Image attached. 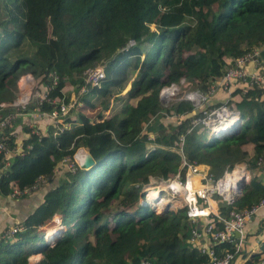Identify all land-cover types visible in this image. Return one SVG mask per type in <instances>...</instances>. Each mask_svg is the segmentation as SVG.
<instances>
[{
	"label": "trees",
	"instance_id": "trees-1",
	"mask_svg": "<svg viewBox=\"0 0 264 264\" xmlns=\"http://www.w3.org/2000/svg\"><path fill=\"white\" fill-rule=\"evenodd\" d=\"M263 45L264 0H214L211 6L205 0H0V104L11 100L20 73L46 79L51 71L58 80L48 96L66 102V81L78 88L82 72L105 60L99 86L81 94L82 112L70 111L63 119L67 128L57 134L48 125L38 139L23 141V154L13 156L1 173V197L40 175L45 183L37 190L49 187L23 229L0 237V264H27L31 253H40L37 264L205 262L187 242L183 209L147 211L137 205L141 193L133 183L152 174L172 176L181 156L208 164L214 178L246 163L251 179L233 202L219 203V219H212L216 228L230 208L264 198V183L256 177L257 158L264 168L263 90L244 85L243 93L235 92L225 104L242 124L215 138L203 137L204 126H189L199 112L187 99L189 90L205 92L237 56ZM180 79L188 86L183 97L160 103L159 90ZM48 106L31 102L27 109ZM92 109L99 113L92 116ZM179 136L181 154L175 151ZM79 147L93 165L62 170L60 160ZM54 214L69 225L48 244L36 229ZM227 246L213 247L219 253ZM260 250L244 264L264 260V239Z\"/></svg>",
	"mask_w": 264,
	"mask_h": 264
},
{
	"label": "built area",
	"instance_id": "built-area-1",
	"mask_svg": "<svg viewBox=\"0 0 264 264\" xmlns=\"http://www.w3.org/2000/svg\"><path fill=\"white\" fill-rule=\"evenodd\" d=\"M263 48L264 45L260 48H252L237 56L232 66L226 68L223 74L205 92H190L187 94V99L191 101L194 112H199L198 116H194L188 121L190 127L204 126L209 130L210 137H217L216 130L223 125L228 128L230 121L233 123L229 126L231 129L241 125L238 113L229 109L225 104L227 100L222 104L212 106L208 105V101L217 88L227 89L232 82H242L246 87L257 86L264 92V59L260 57V51ZM248 65L251 67L249 70L247 69ZM104 66L105 62L100 61L85 69L82 83L77 92H84L88 86H98L104 78ZM42 76L33 77L30 73H20L14 81L16 98L9 103L15 110L9 114H0V181L2 178L1 173L9 166L12 157L22 155L24 152L23 142L21 144L16 143L15 133V124L20 122L21 119L27 120L28 117L31 120V123L27 124L28 133L37 139L41 134L32 122L34 118H48L55 126L54 134L67 128V123L63 119L70 108L74 109L73 103L70 100L62 102L56 97H49L48 92L56 85L58 78L53 71L45 73L46 79H42ZM169 89L171 91L175 90L176 86L171 84L159 90V96L162 100L160 103L167 104L170 100L176 99L172 98L176 94V90L173 95L164 96L163 92ZM30 102L37 105L44 102L49 106L46 110L40 111L35 108L27 111L26 106ZM3 105L4 103H1L0 108ZM167 117L172 118V116ZM7 141H10V144ZM181 145L182 136H179L178 145L175 148L178 154H181ZM28 147V145L25 146V148ZM85 152L83 147L77 148L71 158L64 157L60 160V168L71 172L76 169V166L82 168ZM256 167L258 168L256 177L264 183V168L261 167L260 157L257 158ZM250 179L251 174L245 163L234 164L229 169L224 170L218 178H214L210 173L200 168V163L185 161L181 156L179 169L175 174L165 177L159 174L148 175L145 182L139 180L134 182L133 188L141 193L142 197L139 202L142 205H148L153 212L157 213L163 210L175 212L177 209H183L189 222L187 242L190 247L196 248L206 256V261L201 264H233L234 256L239 250L242 238L241 235L240 240L237 242L234 233L239 234L245 221L254 215L259 208L264 207V198L250 207L230 208L227 216L221 219L220 228H216L212 220L213 218L219 219L218 208L214 202L217 203L216 197H221V200L227 203L233 202L234 198L241 194L243 187ZM44 183L45 177L40 175L30 185L15 186L8 195L11 198H20L36 190ZM154 189L158 195L157 197L149 195ZM221 189L225 191L221 192ZM238 189H240L239 192ZM199 221L202 222L200 226H198ZM55 224L57 228L63 226L62 221L58 219ZM39 226L41 227V225ZM22 229L23 225L10 226L3 230L0 237H11ZM204 237L207 242H204ZM216 244H227L229 247L221 248L218 253L213 247ZM139 264L152 263L149 260L140 259ZM259 264H264V260H261Z\"/></svg>",
	"mask_w": 264,
	"mask_h": 264
},
{
	"label": "crops",
	"instance_id": "crops-1",
	"mask_svg": "<svg viewBox=\"0 0 264 264\" xmlns=\"http://www.w3.org/2000/svg\"><path fill=\"white\" fill-rule=\"evenodd\" d=\"M264 59V58H263ZM247 69H251L250 65L247 66ZM217 80V79H216ZM245 88L244 84L242 82H232L227 89H221L217 88L215 93L212 94L209 98L208 105H218L222 104L226 100L232 99V97L237 96L234 95L235 92H238L236 94H240L241 91H243ZM129 89V84L126 85L124 92H126ZM234 91V92H233ZM123 92V93H124ZM233 92V93H232ZM232 93V94H231ZM80 106V105H79ZM14 107L9 105V103L5 102L1 112H4V114H9L14 111ZM82 112V110H78V112ZM193 112V111H192ZM91 112L87 110L88 118L91 119ZM107 113V112H106ZM105 113V114H106ZM105 117V116H102ZM97 118V117H96ZM99 120V119H98ZM37 130L40 132V134L43 133V131L46 130L47 126L49 124L53 125L52 122L48 118H34L32 120ZM31 123V120L27 117L26 119H21L20 122L15 124V133H16V143L21 144L26 139L30 138V135L28 133V127L27 124ZM242 123V121H241ZM222 133L219 135L221 136ZM210 136V133L209 135ZM11 162V160H10ZM244 163V162H240ZM246 165V163H245ZM247 167V165H246ZM200 168L204 169L208 173H210V166L206 163H200ZM248 168V167H247ZM250 171V170H249ZM253 173V172H252ZM251 174V171H250ZM253 175V174H252ZM57 178V177H56ZM56 181V180H55ZM15 186H12V189ZM47 187L39 188L34 192H30L27 195H24L20 198H11L9 195L6 197L0 196V235L2 234L3 230H6V228L13 226V225H22V222L26 216L30 214V212L36 207V205L40 202L42 193L48 189ZM11 189V190H12ZM10 192V191H9ZM216 207L218 208V203L214 202ZM60 214H54L52 217L44 222L41 227L39 226L36 230L41 236L43 233V226H45L49 221L54 222L50 224L49 227L57 228L55 221L61 220ZM60 217V219H59ZM54 220V221H53ZM69 225V224H68ZM66 226V228L68 227ZM46 226V227H48ZM62 233V231L59 233V235ZM242 235L240 247L237 253L234 256L233 264H244L246 260L250 259V256L252 254H258L260 250V243L264 239V207L259 208L254 215H252L250 218H248L245 223L242 231L238 233H234L235 239H237V242L240 240V236ZM42 240L46 242L44 239V236L42 237ZM41 240V241H42ZM49 240V238H48ZM204 242H207V239L203 238ZM40 253H31L27 256V264H37L40 258Z\"/></svg>",
	"mask_w": 264,
	"mask_h": 264
},
{
	"label": "rangeland",
	"instance_id": "rangeland-1",
	"mask_svg": "<svg viewBox=\"0 0 264 264\" xmlns=\"http://www.w3.org/2000/svg\"><path fill=\"white\" fill-rule=\"evenodd\" d=\"M205 2L207 3V5H212V3L214 2V0H205ZM148 27H149V29L150 30H153V28H154V25L153 24H149L148 25ZM81 76L83 77V73L81 74ZM66 91H68L69 90V93H68V98H67V100H70V102H72L73 103V106H74V109L73 108H70V111H73V113H75V112H78V110H80V106H77V103L79 102H81V103H83V101L81 100L82 99V96H81V94L82 93H78L77 92V88L75 89V86H77V85H73V84H71V83H69L68 81H66ZM175 86H176V94L174 95V96H172V98H180V97H183V93H184V91L188 88V86H185V87H183L180 83H178V84H175ZM65 91V92H66ZM192 90H189V93L191 92ZM168 92V91H167ZM244 92V90L243 91H241V93H243ZM12 98H10L11 100H13V98L15 97V94L14 93H12V96H11ZM88 98V97H87ZM7 99H9V98H7ZM84 100L85 101H87V99L86 98H84ZM89 100V99H88ZM109 103V102H108ZM163 104V103H162ZM90 111V110H89ZM80 112V111H79ZM99 113V110L98 109H92V116H96L97 114ZM162 120H170V119H165V117H163V119ZM209 135V130L208 129H205L204 130V132H203V137H206V136H208ZM208 137H210V136H208ZM253 174V173H252ZM141 198V197H140ZM216 201H217V203L219 204L220 202H222L223 200H221V197H216ZM117 206V203H116V201L115 202H113L112 203V205H111V209H114L115 207ZM135 207L136 206H134L133 207V209H135ZM146 209H147V211H150V208L148 207V205H146ZM107 213V212H106ZM108 214V213H107ZM52 223H54V222H48L46 225L48 226H50V224H52ZM45 225V226H46ZM45 226H43V229H45ZM46 227V231L48 232L50 229H51V227ZM51 235V234H50ZM53 235H54V233H53Z\"/></svg>",
	"mask_w": 264,
	"mask_h": 264
},
{
	"label": "clouds",
	"instance_id": "clouds-1",
	"mask_svg": "<svg viewBox=\"0 0 264 264\" xmlns=\"http://www.w3.org/2000/svg\"><path fill=\"white\" fill-rule=\"evenodd\" d=\"M104 62H105V60H103ZM22 73H25V72H22ZM26 73H29V72H26ZM83 73V72H82ZM31 74V73H30ZM33 77H34V75H32ZM182 80V81H181ZM216 81V80H215ZM178 83H180L181 85L182 84H184V86L183 87H185L186 86V83L183 81V79H180V81L178 82ZM171 84H173V85H175L174 83H171ZM170 84V85H171ZM81 85V84H80ZM99 86V85H98ZM169 86V85H168ZM89 87V86H88ZM164 87V86H163ZM13 93L15 94V97L13 98V100L16 98V93H15V89H14V82H13ZM79 88V87H78ZM78 88H77V90H78ZM176 90V89H175ZM86 91V90H85ZM84 91V92H85ZM84 92H82V93H84ZM191 92H197V91H191ZM189 94V93H188ZM13 100H9V101H4V102H2V103H5V102H7V103H11ZM61 100V99H60ZM59 100V101H60ZM67 101H69V100H67ZM66 101V102H67ZM63 102V101H62ZM31 103V102H30ZM29 103V104H30ZM79 104V103H78ZM79 106V105H78ZM28 108V105L26 106V109ZM1 110H2V108H0V114H1ZM27 111H28V109H27ZM4 112H6V111H4ZM69 113H70V110H69V112H68V114L67 115H69ZM77 113H79V112H77ZM2 115V114H1ZM3 115H5V114H3ZM66 115V116H67ZM239 115V114H238ZM65 116V117H66ZM239 118L241 119V121H242V118L240 117V115H239ZM242 124V123H241ZM49 125H51V124H49ZM68 126V125H67ZM240 125H238V126H236V127H239ZM230 130H232L231 129V127H228V128H226L225 127V129L221 132L222 134L223 133H225V132H228V131H230ZM221 133H217L216 132V135H217V137H220L219 135L221 134ZM209 138H215V137H209ZM85 150V149H84ZM86 151V150H85ZM87 152V151H86ZM88 153V152H87ZM140 197H142V196H140ZM140 199V198H139ZM139 199H138V203H137V205H140V206H142L143 208H145L146 209V205H142L140 202H139ZM147 210V209H146ZM150 211H152L151 209H150ZM164 211V210H163ZM153 212V211H152ZM159 212H162V211H159ZM159 212H157V213H159ZM164 212H166V211H164ZM154 213H156V212H154ZM62 224H63V226L61 227V228H53L54 229V234H57V235H53L51 238H49V240L47 239V238H45V231H44V229H43V235H42V237L44 236V239L46 240V242L49 244V243H51L52 241H54L58 236H59V233L61 232V231H63V230H65V224L62 222ZM42 225V224H41Z\"/></svg>",
	"mask_w": 264,
	"mask_h": 264
},
{
	"label": "bare ground",
	"instance_id": "bare-ground-1",
	"mask_svg": "<svg viewBox=\"0 0 264 264\" xmlns=\"http://www.w3.org/2000/svg\"><path fill=\"white\" fill-rule=\"evenodd\" d=\"M168 91V92H167ZM175 93V90H166V91H164L163 92V94H164V96H170V95H173ZM232 121H230V125L231 124H233V123H231ZM230 125H228L227 127H229ZM225 126L226 125H223L222 127H220V128H218L216 131H217V133H221L224 129H225ZM221 192H224L225 190H223V189H221L220 190ZM149 195L151 196V197H157L158 195H157V193H156V190L154 189L153 191H151L150 193H149ZM160 202H162V201H160ZM44 231H45V238H47L48 239V237L47 236H49L50 234H52V232L53 233H55L54 232V229L53 228H51L48 232L46 231V227H45V229H44Z\"/></svg>",
	"mask_w": 264,
	"mask_h": 264
},
{
	"label": "water",
	"instance_id": "water-1",
	"mask_svg": "<svg viewBox=\"0 0 264 264\" xmlns=\"http://www.w3.org/2000/svg\"><path fill=\"white\" fill-rule=\"evenodd\" d=\"M159 101L162 102L160 96H159ZM92 165H93V161H92L91 155L85 152V158L82 163V168L87 169V168H90ZM239 191L240 189H238V192Z\"/></svg>",
	"mask_w": 264,
	"mask_h": 264
}]
</instances>
